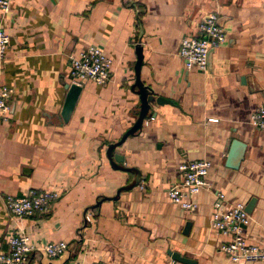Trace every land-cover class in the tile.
I'll use <instances>...</instances> for the list:
<instances>
[{
	"label": "crops",
	"instance_id": "1",
	"mask_svg": "<svg viewBox=\"0 0 264 264\" xmlns=\"http://www.w3.org/2000/svg\"><path fill=\"white\" fill-rule=\"evenodd\" d=\"M215 10L226 41L207 73L188 70L181 40ZM2 27L10 35L3 79L15 94L0 119V252L10 250L12 236L27 234L36 246L64 240L69 249L55 258L36 251L26 264H186L169 250L198 264H264L232 262L220 249L225 237L210 225L218 191L246 203L255 196L245 234L264 241V131L250 123L264 104V0H13L0 14ZM140 39L142 81L175 104L153 102L150 123L111 159L110 145L141 110L134 87ZM92 44L113 57L111 79L86 80L64 122L70 56ZM234 138L247 144L237 169L226 165ZM198 159L212 162L214 189L186 210L168 191L179 165ZM50 187L62 195L48 214L16 217L4 203L6 195Z\"/></svg>",
	"mask_w": 264,
	"mask_h": 264
},
{
	"label": "built area",
	"instance_id": "2",
	"mask_svg": "<svg viewBox=\"0 0 264 264\" xmlns=\"http://www.w3.org/2000/svg\"><path fill=\"white\" fill-rule=\"evenodd\" d=\"M13 0H0V14L7 15ZM221 14L215 10L201 18L195 34L184 36L180 43L179 55L188 70L196 69L202 73L209 71V52L226 41V30L220 23ZM10 45V35L0 28V119H7L11 112V99L15 88L3 79V64ZM114 59L104 48L89 45L70 56L71 83L83 84L92 80L105 85L111 79ZM152 118L144 119L148 125ZM217 121V118H211ZM250 123L264 131V104L258 105L250 116ZM212 162L208 159L188 161L179 165L180 178L168 191L171 201L186 210L198 207L197 197L204 190H213L214 183L209 178ZM56 188H31L21 196H4V203L16 217H32L48 214L51 207L61 198ZM247 203L242 200H230L225 192L218 191L213 202L210 218L211 228L225 237L220 249L235 263L264 262V241H254L245 234L252 218L246 210ZM89 217L87 218V220ZM10 250L0 252V264H26L28 257L36 251L45 252L55 258L69 249L68 242L53 241L36 246L27 234L14 235L9 239ZM85 264V263H78ZM88 264H104L92 262Z\"/></svg>",
	"mask_w": 264,
	"mask_h": 264
},
{
	"label": "water",
	"instance_id": "3",
	"mask_svg": "<svg viewBox=\"0 0 264 264\" xmlns=\"http://www.w3.org/2000/svg\"><path fill=\"white\" fill-rule=\"evenodd\" d=\"M220 23L222 25H224L222 17L220 19ZM136 50H137V61H136V65H135L136 82L134 84V87L138 88V93L140 94L141 99H142L141 110H140L139 117H138L136 123L133 125V127H131L125 133V135L122 137V139L120 141L110 145L109 157L111 159H112L113 150L115 149V147L122 145L129 135L135 134L136 131L142 127V124H143V121L145 118H150L151 116H153L152 113H150L151 104L153 102H156L158 104H161V103L175 104V102L172 99H168V98L162 97V96L156 97L154 95V93L152 92L151 88L149 86H147L142 81V79H141V67H142V63H143L144 54H143V47L141 45V39L139 41V44H138ZM214 50L215 49L212 48L209 52V69L211 68L212 54H213ZM242 81L245 82L246 77L243 76ZM65 87L67 89V94H66L65 101H64V104H63V107L61 110V117H62L64 122H69V120L73 114V111L76 107V104L78 102V99L80 97V94L83 90V84H78L75 82H72V83L66 82ZM246 146H247V144L238 138H234L232 140V143H231V146H230V149L228 152L227 160H226V165L228 167L235 168V169L239 168L240 163H241L242 159L244 158ZM116 157H117L118 161H124L123 156H121L119 158L118 155H116ZM123 169H125V168H123ZM139 183H140V179H136V181L133 183V185H137ZM256 203H257V197L253 196L246 205V210L249 214L253 213ZM191 226H192L191 223L187 224L186 232H188V230L191 228ZM169 254L176 261H180V262H183L186 264H198L197 260L192 259L190 257L183 256L178 251L169 250Z\"/></svg>",
	"mask_w": 264,
	"mask_h": 264
}]
</instances>
